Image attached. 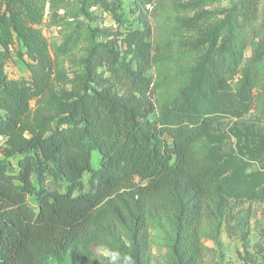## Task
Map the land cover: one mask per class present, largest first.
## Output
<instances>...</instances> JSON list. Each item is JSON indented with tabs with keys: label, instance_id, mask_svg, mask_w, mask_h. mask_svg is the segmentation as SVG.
Wrapping results in <instances>:
<instances>
[{
	"label": "trees",
	"instance_id": "1",
	"mask_svg": "<svg viewBox=\"0 0 264 264\" xmlns=\"http://www.w3.org/2000/svg\"><path fill=\"white\" fill-rule=\"evenodd\" d=\"M259 1L233 3L232 54L210 59L200 89L194 95L182 90L155 120L148 23L116 32L127 52L110 38L93 41L66 99L48 102L53 60L37 27L45 0H0V134L6 137L0 150V264L59 259L107 215L131 229L123 259L149 264L148 220L170 210L172 264H201L210 200L224 209L235 178L220 179L221 169L195 154L192 144L206 133L238 73L246 47L241 33L257 19ZM82 3L99 5L119 26L125 23L117 1ZM152 3L137 0L138 15ZM16 43L27 78H9L5 71ZM241 78L250 105L261 89L258 66L249 64Z\"/></svg>",
	"mask_w": 264,
	"mask_h": 264
},
{
	"label": "rangeland",
	"instance_id": "2",
	"mask_svg": "<svg viewBox=\"0 0 264 264\" xmlns=\"http://www.w3.org/2000/svg\"><path fill=\"white\" fill-rule=\"evenodd\" d=\"M114 1L123 9L122 26L111 11L99 5L90 7L82 0H45V15L37 27L49 42L53 60L48 102L66 99L93 41L110 38L122 53L127 47L116 32L143 28L145 23L151 28L150 71L156 84L151 119L159 120L182 90L194 95L200 89L210 59L233 52L228 14L236 0H153L141 15L135 7L137 0ZM258 7L257 19L241 33L246 47L238 73L229 80L206 133L192 144L195 154L221 169L220 179L235 178L233 194L224 209L218 210L210 200L203 221L201 264H264V0ZM18 47L17 43L11 47L12 55L5 66L9 78L29 75L16 54ZM251 63L260 70L261 89L259 98L249 105L241 77ZM87 178L85 174L84 181ZM174 216L170 210L149 218V264H172ZM130 233L128 225L114 215L97 218L87 238L78 240L59 259L48 258L43 264H135L123 259L130 250ZM113 253L119 254L115 260L111 259Z\"/></svg>",
	"mask_w": 264,
	"mask_h": 264
},
{
	"label": "built area",
	"instance_id": "3",
	"mask_svg": "<svg viewBox=\"0 0 264 264\" xmlns=\"http://www.w3.org/2000/svg\"><path fill=\"white\" fill-rule=\"evenodd\" d=\"M6 137L0 134V150L5 145Z\"/></svg>",
	"mask_w": 264,
	"mask_h": 264
},
{
	"label": "clouds",
	"instance_id": "4",
	"mask_svg": "<svg viewBox=\"0 0 264 264\" xmlns=\"http://www.w3.org/2000/svg\"><path fill=\"white\" fill-rule=\"evenodd\" d=\"M118 253H113L112 255H111V259L112 260H115V259H117L118 258Z\"/></svg>",
	"mask_w": 264,
	"mask_h": 264
}]
</instances>
